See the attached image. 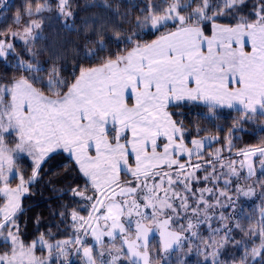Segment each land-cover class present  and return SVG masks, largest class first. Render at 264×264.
Masks as SVG:
<instances>
[{"label": "snow or ice", "instance_id": "1", "mask_svg": "<svg viewBox=\"0 0 264 264\" xmlns=\"http://www.w3.org/2000/svg\"><path fill=\"white\" fill-rule=\"evenodd\" d=\"M244 7L246 0H153L129 21L127 35L114 37L124 47L78 65L71 82L53 66L47 80L33 74L0 86V264H74L72 256L82 264H167L170 250L191 244L203 264H264V210L255 226L244 228L234 222L230 194L248 196L256 183L264 188L259 177L239 182L256 175L248 161L257 156L264 176V146L234 154L235 126L223 139L203 135L206 128L192 137L172 111L203 106L211 118L236 108L238 124L264 115V0L247 14ZM226 18L235 23L219 22ZM45 19L68 26L75 20L71 0H25L14 17L17 30H0V58L14 54L21 32L25 44L37 39L32 33ZM93 34L103 37V25ZM97 48L104 50L103 39ZM36 54L25 72L44 71ZM213 142L221 147L208 151ZM58 151L74 161L83 181L70 190L73 204L56 213L70 225L66 238L50 243L49 233L48 240L41 234L25 243L23 201ZM236 229L247 239L236 240ZM153 232L164 256L152 252ZM230 244L241 250L238 259H222ZM38 246L47 256H36Z\"/></svg>", "mask_w": 264, "mask_h": 264}, {"label": "trees", "instance_id": "2", "mask_svg": "<svg viewBox=\"0 0 264 264\" xmlns=\"http://www.w3.org/2000/svg\"><path fill=\"white\" fill-rule=\"evenodd\" d=\"M24 2L25 0H0V6H3V11H0V30L10 32L16 27L14 17L23 8ZM149 2H153V0H71V10L75 13V20L70 19L68 26L62 25L56 19H45L43 28L38 32H33V37L38 36L37 39L27 44L24 41H16L14 54H10L6 59L0 58V85L33 74L43 76L47 80L46 73L53 66L61 69L63 77L71 82V73L78 65L87 66L98 63L110 52L118 51L124 47L121 41L118 48L114 37L127 35L133 28V24L129 21H134L139 17L145 4ZM154 2L159 3V0H154ZM254 2L255 0H246L247 7L243 8L244 14L252 10ZM108 4L112 5V8L104 7ZM45 15L51 14L45 13ZM85 22L87 28H85ZM219 22L235 23L232 18L222 19ZM101 25H103L104 36L94 35V31L100 29ZM86 36L90 39L86 40ZM154 38L155 36L152 34L143 35V40L146 41ZM99 39L104 41L103 51H99L97 48ZM33 52L37 53L34 58L35 65L43 68L44 71L28 73L23 70V65L32 62ZM172 111L176 113L173 118L181 121L192 137H195L197 129L206 128L208 132L203 135L211 134L223 139L228 135L229 127L235 126L236 130L231 136L234 154L248 146H264V115L259 113L253 120L238 124L240 114L236 108L220 109L216 116L211 118L203 106L197 107L189 104L173 108ZM218 128H223L224 131L218 132ZM217 144L220 143L213 142L207 150H213ZM224 155L228 156L227 150ZM256 159L258 165L256 175L248 180L241 179L242 185L245 183L251 185L257 180V177L260 181H264V176H260V158L257 156ZM28 172L30 174V169ZM244 176H247L245 171ZM82 182L74 161L69 158L68 154L59 151L51 155V158L43 164L38 179L33 182L30 193L23 201V212L19 215L23 240L29 242L41 234L48 237L49 233L57 240L65 239L66 229L70 225L62 224L56 213L62 212L63 206L73 204L70 190ZM232 198L235 202L234 222L244 228L255 226L260 220L262 210H264V188L256 183L254 191L248 196L241 194L238 198L237 195ZM232 235L236 240L247 239L239 229L234 230ZM215 239L219 240L220 237L216 236ZM150 244L153 253L165 255L159 248L157 235L152 236ZM3 246V241L0 240V248ZM189 247L191 251H189ZM202 251L201 246L200 252L202 253ZM240 255L241 250L231 244L227 248L221 249L222 259L233 256L238 259ZM167 256V264H181V262L182 264H203L204 261L203 254L197 252L196 244L175 251L170 250ZM73 262L80 264L81 261L79 257L75 256ZM157 264H164V262L157 259Z\"/></svg>", "mask_w": 264, "mask_h": 264}, {"label": "rangeland", "instance_id": "3", "mask_svg": "<svg viewBox=\"0 0 264 264\" xmlns=\"http://www.w3.org/2000/svg\"><path fill=\"white\" fill-rule=\"evenodd\" d=\"M15 30H17V28L15 27V28H13L11 31H15ZM10 31V32H11ZM23 36V32H21L20 33V36H18L17 37V39H16V41H23L22 39H21V37ZM32 36H33V33H32ZM15 41V42H16ZM4 59V58H3ZM5 84H7V83H3V84H1L0 86H3V85H5ZM10 139L11 140H14L15 139V137L14 136H12V137H10ZM212 145V144H211ZM221 147V144H217V145H215L214 146V148H213V150H211V151H214L216 148H220ZM227 157V156H226ZM234 158H236V159H238L239 160V158L238 157H234ZM257 159H256V157L255 158H252V159H250L249 161H248V163H252L253 164V167H254V170H255V172L257 173V171H258V165H257ZM20 163L22 164V166L23 167H25V168H27L28 169V161L27 160H21L20 161ZM224 163H227V159H225V161H224ZM245 173L247 174V169H246V167H245ZM242 180H244V178L242 177L241 178ZM241 179H240V181H241ZM239 181V182H240ZM230 194L232 195V197H234V196H236V194L235 193H233L231 190H230ZM251 194V193H250ZM157 235V237L159 238V233L158 232H153V233H150V235H149V241H150V239L152 238V236L153 235ZM39 237V235L35 238V239H32L31 241H29V242H27L26 240H25V243H31L33 240H36L37 238ZM22 239H23V237H22ZM0 240H2L3 241V238L2 237H0ZM45 240H48V237L45 235ZM60 240H63V239H55V240H51V241H48V242H50V243H55L56 241H60ZM117 243H119V241H117ZM36 256L37 257H41V256H47V251L45 250V251H40L39 250V246H38V248H37V251H36ZM74 257L75 256H72L71 257V259L73 260L74 259ZM79 260L81 261L80 262V264H82V259H81V257H79Z\"/></svg>", "mask_w": 264, "mask_h": 264}, {"label": "crops", "instance_id": "4", "mask_svg": "<svg viewBox=\"0 0 264 264\" xmlns=\"http://www.w3.org/2000/svg\"><path fill=\"white\" fill-rule=\"evenodd\" d=\"M59 152V151H58ZM67 154V153H66Z\"/></svg>", "mask_w": 264, "mask_h": 264}]
</instances>
